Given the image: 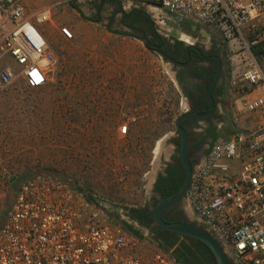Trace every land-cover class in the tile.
<instances>
[{
  "label": "built area",
  "instance_id": "2783aa9c",
  "mask_svg": "<svg viewBox=\"0 0 264 264\" xmlns=\"http://www.w3.org/2000/svg\"><path fill=\"white\" fill-rule=\"evenodd\" d=\"M115 1L166 11L224 44L231 131L191 173L186 205L230 264H264V0ZM30 18L47 23L50 10L27 15L15 1L0 0L1 87L19 78L40 88L52 73L55 58ZM60 32L72 38L69 29ZM5 57L18 69L2 65ZM127 130L126 123L119 127L121 134ZM0 264L177 263L159 248L143 257L139 239L113 225L101 203L58 176L39 174L19 185L3 213Z\"/></svg>",
  "mask_w": 264,
  "mask_h": 264
},
{
  "label": "rangeland",
  "instance_id": "374dc122",
  "mask_svg": "<svg viewBox=\"0 0 264 264\" xmlns=\"http://www.w3.org/2000/svg\"><path fill=\"white\" fill-rule=\"evenodd\" d=\"M14 1L22 6L27 15H31L38 7H49V22L36 23L32 18L29 20L45 38L48 47H51L50 43L54 38H57L60 47L51 48L55 65L44 86L30 89L19 78L9 86H0V206L5 208L10 205L23 181L39 174H50L68 181L72 187L76 188L78 185L90 190L108 212H118L119 220L127 219L123 214L125 208H141L152 199L153 178L169 153L174 150L173 145L167 144V139L174 136V121L183 107L179 104L169 72L161 59L151 53L149 56L154 66L151 75L153 91L145 109L147 122L135 124L132 128L135 131L132 136L133 145L127 146L122 140L124 134L120 133L119 138L113 131L98 129L95 124L99 119L98 105L93 107L92 111L95 107L96 110L91 113L83 107V102L77 95H81L83 84L79 72L80 54L85 50H95L101 54L104 58L100 64L102 69L108 63L113 65L120 62L118 45L121 36L114 37L115 33L112 31L127 33L120 22L121 12L141 10L156 25L164 28L165 25L160 20L163 12L150 10L137 3L124 4L119 8L112 3L99 5L97 0ZM80 27H89L106 35L108 32L112 34L109 35L110 38L116 39L111 41L105 37L98 41V36L90 35L94 40L89 46H83L84 41L73 34V30H79ZM61 28L69 29L72 38L65 39L61 35ZM205 31L212 40L218 39L216 35ZM132 43H137L138 49H145L149 54V50L139 40L135 39ZM4 64L18 69L8 57L3 58L2 65ZM227 74L225 62L229 120L226 134L221 138L228 136L231 131ZM56 91L59 96L52 99L54 96L51 93ZM51 107L53 109L50 111ZM154 124L159 125L154 131L144 130ZM152 132L157 136H152ZM22 174H27L28 178H21ZM11 179L15 182L14 190L10 193ZM8 193L9 204L6 205ZM181 206L186 219L195 221L186 214L185 205ZM111 223L119 226L113 218ZM143 237L144 239H139L140 253L143 257H148L158 247L148 239L145 231Z\"/></svg>",
  "mask_w": 264,
  "mask_h": 264
},
{
  "label": "flooded vegetation",
  "instance_id": "af4514ba",
  "mask_svg": "<svg viewBox=\"0 0 264 264\" xmlns=\"http://www.w3.org/2000/svg\"><path fill=\"white\" fill-rule=\"evenodd\" d=\"M106 3L122 6L115 0ZM125 14H129V16L123 20ZM132 14H136L134 17L138 20L146 21L145 24L131 23ZM160 20L165 25L164 28L156 25L145 12L132 10L128 13L121 12L120 22L127 33L161 59L169 72L172 85L178 94L179 104L183 107L175 121L180 116H185L181 126L186 133L187 155L193 172L213 143L226 134L229 112L226 106L224 44L219 39L212 40L206 34L205 29L186 20L171 15L162 16ZM167 144L173 145L174 150L169 153L153 178L152 199L144 206L146 212L153 210L154 203L160 196L153 190L158 174L165 176L167 168L178 167L180 164L179 138L175 128L174 136L167 139ZM181 205L182 203H178L171 206L164 211L162 216L168 222H188ZM116 214L119 216L118 212ZM123 214L127 219L120 220L127 223L128 221L135 222L138 225L137 230L142 235L145 231L148 239L155 240L153 241L155 244L163 240L162 233L154 235L151 232V228L155 226L154 221L139 222L130 219L125 211ZM192 223H196V221ZM169 237L170 235H167L164 240Z\"/></svg>",
  "mask_w": 264,
  "mask_h": 264
},
{
  "label": "crops",
  "instance_id": "0c3cea01",
  "mask_svg": "<svg viewBox=\"0 0 264 264\" xmlns=\"http://www.w3.org/2000/svg\"><path fill=\"white\" fill-rule=\"evenodd\" d=\"M44 9H49V7H38L35 11ZM73 34L76 38L79 37L81 41H84L83 46H89L94 40L90 38V35L98 36L96 38L97 40L100 39L98 41H102L105 37L112 41V39H116L114 37L121 36V39H119L120 45H118L120 62L116 64L108 63L102 69L100 64L104 58L101 54L95 50H85L80 54L81 67L79 72L83 84L81 95H77L83 102V107L90 113L93 107L98 105L96 107H99V119L97 123L95 122L98 129L113 131V134L120 138L119 127L126 123L128 130L122 140L127 143V146L131 147L133 145L132 136L135 133L132 128L136 126L135 124L143 121L147 122L144 116L147 115L145 109L148 107V100L151 98V92L153 91L151 75L154 66L149 56L151 52L148 51L149 54H147L145 49H138L137 43H132L135 40L133 37L113 34L114 37L110 38L111 33L107 32L106 35L102 31L98 32L89 27H80L79 30H73ZM50 46L48 47L50 51L51 48L60 47L57 38H54V41L51 40ZM51 95L54 96L52 99H55L59 96V93L56 91L52 92ZM95 108L94 110H96ZM52 109L51 107L50 111ZM133 116L135 119L131 121Z\"/></svg>",
  "mask_w": 264,
  "mask_h": 264
},
{
  "label": "trees",
  "instance_id": "16d2710c",
  "mask_svg": "<svg viewBox=\"0 0 264 264\" xmlns=\"http://www.w3.org/2000/svg\"><path fill=\"white\" fill-rule=\"evenodd\" d=\"M99 1H100L99 5H102V4H104L106 2H110V1L112 2V0H99ZM5 3L7 4V2H5ZM116 5L118 6V4H116ZM127 16H129V14L123 15V18H124L123 20H125V18ZM134 16H136V14H132L133 19L131 20V23L140 22V24H142V23L145 24L146 21H142V20L140 21L137 18H135ZM109 31H111V30H109ZM112 32L115 34L132 37V35H130L128 33L118 32V31H112ZM260 49H261V46L254 48L253 51L255 53H258L260 51ZM158 126H159L158 124H154L153 127H148L146 129H149L150 131H154ZM146 129H144V130H146ZM151 135L157 136L155 132H152ZM165 172H166L165 176L158 174V177L154 183L153 190L156 193H159V195H160L159 198L157 199V201L163 197L174 196L177 193V191L180 189V187L183 183V172H182V168L180 167V164L178 165V167L167 168ZM21 178L25 179V178H28V176H27V174H22ZM15 179L17 180L19 178H15ZM29 179L30 178H28V180ZM25 181H27V180H25ZM14 182H15L14 180L12 182V179H11V182H9L10 183L9 184L10 193L14 190ZM69 184L71 185V183H69ZM73 188H75V187H73ZM75 189L78 190L79 192H81L88 201L93 202L97 205H100L99 200L92 194V192L90 190L85 189L82 186H78V185H76ZM7 197H8V201L6 202V205L9 204L8 203L9 202V193H8ZM7 197H6V199H7ZM157 201H155V203ZM8 206H6L5 208H2L0 220L3 219V213L8 208ZM125 212H126V214H128L130 216V219H135V220H138L139 222L143 221V220H147V221H149V223L154 221L153 216H152V210H150L149 212L148 211L146 212V208H144V207H141V208H125ZM108 214L111 218H113L114 220H116L118 222L119 226L126 233L131 234L140 240L144 239L143 235L137 229L133 228L132 225L128 224L126 221L119 220L118 219L119 217L117 214H113L110 212H108ZM163 220L166 221V219L164 217H163ZM166 222H168V221H166ZM151 232L154 235H158V234L162 233L164 238L167 235H170V237L165 239V240L163 238V240L161 242L157 243L156 246L159 249L163 250L164 252H169L171 254V256L175 259L177 264H217L213 254L211 253V251L200 241L190 239L187 237H181V236H178L174 233H168L166 231H162V230L158 229L156 226H153L151 228ZM152 241H155V240H152Z\"/></svg>",
  "mask_w": 264,
  "mask_h": 264
},
{
  "label": "water",
  "instance_id": "95a60500",
  "mask_svg": "<svg viewBox=\"0 0 264 264\" xmlns=\"http://www.w3.org/2000/svg\"><path fill=\"white\" fill-rule=\"evenodd\" d=\"M163 16H170L166 11L163 12ZM185 119V116H180L174 123V128L179 138L178 152H179V162L183 170V183L180 189L174 196H167L159 199L152 210V216L154 219V225L168 233H174L181 237H187L194 239L203 243L213 254L217 264H230L221 250L218 243L214 238L206 232L197 223L188 222H166L163 220V213L165 210L171 206L182 203L185 205L186 214L193 218L192 213L188 210L186 205L185 194L188 188L190 176L192 173V166L187 155V138L184 129L181 126V122ZM102 205V204H101ZM104 207V205H102ZM128 223L132 224L133 228L137 229L138 225L135 222Z\"/></svg>",
  "mask_w": 264,
  "mask_h": 264
}]
</instances>
